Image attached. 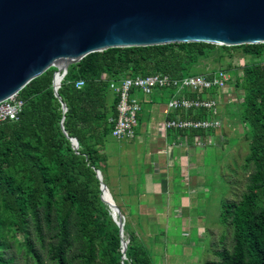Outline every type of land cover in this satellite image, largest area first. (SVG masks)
<instances>
[{"label": "trees", "instance_id": "trees-1", "mask_svg": "<svg viewBox=\"0 0 264 264\" xmlns=\"http://www.w3.org/2000/svg\"><path fill=\"white\" fill-rule=\"evenodd\" d=\"M217 47L176 43L111 48L69 66L58 90L62 101L53 90L54 67L22 89L19 119L0 125V264H154L144 244L129 237L127 226L123 253L119 227L102 201L95 173L101 171L99 148L111 136L117 118L118 98L110 82L154 74L181 79L214 73L217 70L190 72L200 56ZM218 48L240 50L253 59L264 55V44ZM222 69L232 73L235 88L244 92L238 115L248 128L245 162L253 172L240 202L221 206L220 222L232 225L233 246L208 264H264V62L245 65L241 76L235 67ZM79 80L84 82L80 89L75 86ZM173 93V88L156 89L149 97L160 102ZM184 94L195 96L190 91ZM178 115L212 116L205 109L170 116ZM63 117L68 137L79 142L77 150L61 128ZM204 132L189 131L200 136Z\"/></svg>", "mask_w": 264, "mask_h": 264}, {"label": "water", "instance_id": "water-1", "mask_svg": "<svg viewBox=\"0 0 264 264\" xmlns=\"http://www.w3.org/2000/svg\"><path fill=\"white\" fill-rule=\"evenodd\" d=\"M176 43L264 44V0H0V102L52 67L54 94L62 101L58 90L69 66L87 55ZM63 123L64 117L68 137ZM68 138L77 150L78 140ZM95 173L124 253L120 209L101 171Z\"/></svg>", "mask_w": 264, "mask_h": 264}, {"label": "rangeland", "instance_id": "rangeland-1", "mask_svg": "<svg viewBox=\"0 0 264 264\" xmlns=\"http://www.w3.org/2000/svg\"><path fill=\"white\" fill-rule=\"evenodd\" d=\"M218 47L215 52L200 56L190 73H207L232 66L239 75L245 65L264 62V55L253 59L240 50ZM230 90L233 93L228 99L231 106L225 112L231 115V121L219 130L216 144L200 149L198 159L191 165L196 164V170L189 167L183 179L176 177L169 195L164 193L155 200V206H159L155 211L162 216L145 219L144 213L136 212V198L126 189L128 169L123 159L130 163L128 148L111 136L104 147L99 148L103 182L120 209L124 228L127 226L130 238L143 243L150 251L154 264H208L219 260L218 252L222 249L233 246L232 225L220 222L221 206L240 202L253 166L245 162L249 154L248 128L240 123L238 115L244 92L233 87ZM132 181L134 183V178ZM146 198L140 199L146 201ZM182 198L187 200L186 205L181 202ZM110 213L112 216L111 210ZM147 220L157 221L159 225L163 222V226H158V235L153 234ZM18 237L22 239L20 234Z\"/></svg>", "mask_w": 264, "mask_h": 264}, {"label": "built area", "instance_id": "built-area-1", "mask_svg": "<svg viewBox=\"0 0 264 264\" xmlns=\"http://www.w3.org/2000/svg\"><path fill=\"white\" fill-rule=\"evenodd\" d=\"M242 74H239L241 76ZM84 85L82 80L76 82V88ZM235 89L233 75L230 71L220 69L206 75H192L181 79H174L167 75L154 74L148 76L126 77L120 81L110 82V89L117 96V118L111 132L115 140H133L137 135L141 104L134 94V90L150 96L156 89L173 88L174 93L167 101L168 113L178 111L205 109L211 112L212 117L207 119L176 118L164 120L158 127V133L166 136L169 131H216L222 128V122L218 119L222 112L231 106L228 99ZM190 91L195 96L184 94ZM211 92V93H210ZM223 102V103H222ZM24 107V101L19 93L0 102V125L5 122H13L19 119ZM230 116V115H228ZM247 126V125H246ZM197 146L204 147L202 136L196 138Z\"/></svg>", "mask_w": 264, "mask_h": 264}, {"label": "crops", "instance_id": "crops-1", "mask_svg": "<svg viewBox=\"0 0 264 264\" xmlns=\"http://www.w3.org/2000/svg\"><path fill=\"white\" fill-rule=\"evenodd\" d=\"M136 97L139 99L142 108L139 114L136 138L122 141L112 139L121 142L126 147L125 149L128 148L127 150L130 152L127 156L130 163L123 159L124 166L128 169L127 174H125L128 175V177L126 176L127 193L136 198V205L138 206L136 212L144 213L145 219H147L152 216H162L155 211L159 207L155 206V200H159V197L164 193L169 195L172 192L176 177L180 176L183 179L185 174L187 175L189 167H193L191 170H196L194 168L196 164L191 165L198 159L200 149L203 150L209 145L216 144L220 138L219 130L221 131L231 121V115H224L222 112L218 119L224 126L213 131V133L205 131L202 136L204 147H200L196 144V138L200 134L186 132L178 135L169 131L166 136H161L158 133L159 125L164 120L171 118V113H168L167 110L168 100L153 101L149 96L142 93H136ZM142 196L147 197L146 201L140 199ZM137 200H139L138 203ZM186 201L185 198L181 200L183 205H186ZM146 204L150 206H146ZM162 223L159 225L157 221H148V224L153 227V234L158 235V226H163Z\"/></svg>", "mask_w": 264, "mask_h": 264}]
</instances>
